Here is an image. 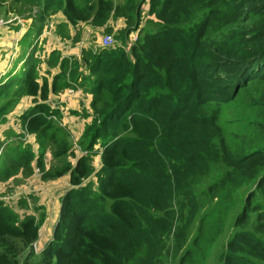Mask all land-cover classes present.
Wrapping results in <instances>:
<instances>
[{
	"label": "trees",
	"instance_id": "trees-1",
	"mask_svg": "<svg viewBox=\"0 0 264 264\" xmlns=\"http://www.w3.org/2000/svg\"><path fill=\"white\" fill-rule=\"evenodd\" d=\"M20 2L37 7L41 24L58 11L70 25L103 26L121 17L126 37L139 25L144 0ZM147 11L157 28L139 34L128 50L82 49L80 59L60 60L52 51L48 65L58 64L60 72L50 86L47 77L39 81L33 59L21 75L0 83V98H35L19 118L38 144L37 155L28 145L7 149L1 181L20 168L31 174L34 161L43 178L68 174L71 185L61 198L52 237L37 254L32 244L44 215L20 219L0 201V264H162L175 198L197 206L193 186L215 165L223 173L205 194L221 204L200 219L198 235L178 264H200L242 189L248 191L219 264H264V145L238 151L245 129L264 130V0H148ZM78 76L92 96L93 118L80 139L87 154L72 165L66 160L72 145L57 123L61 113L45 101L49 92L72 87ZM13 99L0 106V123ZM229 109L250 113L241 131L237 116L227 117ZM51 144L54 157H65L45 170L43 156ZM89 152H99L97 171ZM91 175L95 181L83 185ZM185 232L186 226L176 228V251Z\"/></svg>",
	"mask_w": 264,
	"mask_h": 264
},
{
	"label": "rangeland",
	"instance_id": "rangeland-1",
	"mask_svg": "<svg viewBox=\"0 0 264 264\" xmlns=\"http://www.w3.org/2000/svg\"><path fill=\"white\" fill-rule=\"evenodd\" d=\"M122 1L123 0H113V4L121 3ZM147 2L148 0H144L141 5L139 25L125 37L121 33V29H124L126 27L125 25L122 28H117L113 33V27H104L108 24L95 26L90 22H79L76 25H70L66 23V19L62 16L63 14L61 11L50 14L41 24L40 13L37 7L27 9L20 0H5V2H2L3 8L0 13V83L8 78V69H18L21 66L19 71L14 72L12 70V72L21 75L24 70L23 68L27 66L26 62L30 59L37 61L40 81L43 77L53 78L55 74L60 72V68L58 64L48 65L49 55L52 51L57 52L55 57H58L59 60L63 57L73 56L76 59H80L82 49L95 51L102 48L100 42L102 37L106 34L112 35L113 42L111 45L113 47L122 46L128 49L136 38L142 35V32L155 30L157 28L156 22L151 20L153 16L148 15ZM109 20L115 21L116 19L111 17ZM39 24L42 25L40 31H38ZM88 27L89 31L86 32L85 29ZM107 28H110L111 32H107ZM36 31L38 32L36 40L32 44V47H28L27 43L34 40L33 35ZM139 34L141 35L139 36ZM86 40L94 46L87 47V44H85ZM59 41L62 45H65L66 48L64 46L61 47V45L58 44ZM58 45H60V47H58ZM71 47H79V50L81 49L78 56L72 54L63 55V51ZM19 49L20 52L17 56L15 53L18 52ZM7 51L10 52L7 53ZM10 53L13 54L12 58L10 57ZM81 82V77L78 76L77 80L69 89H82L84 92L90 94L80 86ZM50 93L54 94L53 92ZM12 97L13 94L1 97L0 106L9 99H13ZM20 98L21 97L13 99V102L9 105L7 104L8 109L4 114V121L0 123V155L2 156L0 158V163L5 159V155L7 154L6 150L8 149V151H11L14 146L17 147L18 145L19 148L28 145L31 151L37 155L38 144L36 143L35 135L26 133L20 122L19 117L21 114H14ZM34 99L35 98H31L26 109L34 105ZM45 102L49 104L48 96ZM62 104L63 102L58 101L53 106L51 104L49 105L61 113V117L57 118V123L67 131V139L71 143L73 150V155H67L66 160L70 163L72 162L71 164L74 165L79 156L87 154V150L83 148L86 143L80 139L85 125L89 124L93 118V111L89 103L88 108L82 104L80 108L78 106L76 109L80 110H75L78 111V114L70 113L72 109L69 112L64 110L65 112L62 113L59 107H63ZM26 109H24V111ZM235 116H237V121L235 122L237 126L236 130L241 131L245 122L251 117L250 113H240L237 109H229L227 111V117L232 118ZM239 138L241 142L238 150L239 152L248 148H258L264 145V130L258 133L254 128L249 127L244 130V134ZM5 146H8V148H5ZM97 147L98 145H96L94 149H97ZM89 154L91 157L90 163L93 169L97 171L100 166L99 152H89ZM64 157H54L52 144L48 145L43 156L45 170L59 163ZM32 165L34 168L31 174H26L22 171L23 169L20 168L16 174L8 179L3 181L0 179V201L13 210L20 219L27 214H33L36 217H39L40 214L44 215V221L38 229L39 238L33 243L36 246L34 252L37 254L41 252L46 244H44L43 241H47L49 237H52L55 221H57L56 217L58 219L59 216L61 198L65 194L67 188L70 187V184L68 183V174L59 178H43L41 176L42 173L36 169L34 161H32ZM220 166L221 165H215L214 167H210L208 172H206L193 186L194 195H196V201L198 203L197 206L192 208L185 197L178 196L175 198L174 209L176 218L172 231L164 237L165 249L163 251L162 264H178L180 256L186 249L191 247L192 241L198 235L199 228L201 227L200 219L206 213H211L215 208L220 206V198L205 194L208 186L221 178L223 169H221ZM91 179L95 181V177L91 175L83 181V185L88 183ZM91 185L94 187L95 183H91ZM245 190L242 189L240 191L234 209L225 213V222L219 236L216 241L210 244L208 252L201 258L200 264L220 263V249L234 231L233 221L242 209V202L248 191L247 189ZM183 226H186L184 245L180 250L176 251V242L174 240V238H176V228Z\"/></svg>",
	"mask_w": 264,
	"mask_h": 264
},
{
	"label": "crops",
	"instance_id": "crops-1",
	"mask_svg": "<svg viewBox=\"0 0 264 264\" xmlns=\"http://www.w3.org/2000/svg\"><path fill=\"white\" fill-rule=\"evenodd\" d=\"M63 16V15H62ZM64 17V16H63ZM107 24L108 25H105L104 27H107V26H109V27H113V31H112V33L114 32V30H116L117 28H122L124 25H125V22H124V19L123 18H118V19H116L115 21L114 20H109L108 22H107ZM85 31L87 32V31H89V27L88 28H86L85 29ZM8 36V35H7ZM56 38V37H55ZM58 44H60L61 45V47H65L66 48V46L65 45H62V43L59 41V43ZM85 44H87V47H93L94 45H92L88 40H86V42H85ZM60 45H58V47H60ZM7 48V47H6ZM64 48V49H65ZM81 50V49H80ZM80 50H79V47H71V48H68L67 50L65 49V51H63V55H68V54H72V55H79V52H80ZM125 50H127V49H125ZM10 51H7V53H9ZM19 52H20V49H19V51L18 52H16L15 54L18 56L19 55ZM12 55L13 54H11L10 53V57L12 58ZM8 66V65H7ZM6 69V68H5ZM21 69V66L18 68V69H8L7 71H9V74H8V76H12V75H14L15 73L14 72H16V71H19ZM12 70L14 71V72H12ZM80 70L84 73V74H87L88 73V71L86 70V68L84 67V65L82 66V68H80ZM4 71V70H3ZM3 71H2V73H3ZM54 73V72H53ZM48 79V85L50 86V84H51V80H52V78L51 77H49V78H47ZM40 81V80H39ZM48 97H49V104H51L52 106L53 105H55L58 101H60V102H63V107L62 106H59L60 107V109H61V111H62V113L63 112H69L71 109L72 110H80V109H76L78 106H79V108L81 107V104L82 105H85V106H87L86 108H88V106H89V103H90V101H91V94H88V93H86V92H84L82 89H69V88H65L64 90H62V91H60V92H58V93H56V94H52V93H48ZM31 98H34L33 96H26V95H24V96H21V98H20V100H19V102L17 103V105H16V108H15V112H14V114H17V115H20V114H22V112L24 111V109H26L27 108V106L29 105V103H30V100H31ZM27 102H28V104H27ZM48 104V103H47ZM48 104V105H49ZM54 107H56V106H54ZM65 110V111H64ZM68 110V111H67ZM78 157V156H77ZM72 163V162H71ZM37 169V168H36ZM65 175V174H64ZM63 175V176H64ZM62 177V176H61ZM59 178V177H58ZM92 180V179H91ZM68 183H69V181H68ZM70 187H68L67 188V190L68 189H70L71 188V185H69ZM66 190V191H67ZM56 220H57V217H56ZM56 222V221H55ZM45 223V222H44ZM38 238H39V232H38ZM38 238H37V240H38ZM51 239V237H49V239L47 240V241H43L44 242V244L46 243H48V241ZM35 243V242H34ZM45 244V245H46ZM44 245V246H45Z\"/></svg>",
	"mask_w": 264,
	"mask_h": 264
},
{
	"label": "built area",
	"instance_id": "built-area-1",
	"mask_svg": "<svg viewBox=\"0 0 264 264\" xmlns=\"http://www.w3.org/2000/svg\"><path fill=\"white\" fill-rule=\"evenodd\" d=\"M112 42H113L112 35L106 34L105 36L102 37L100 44H101L102 48H109V47H113L111 45ZM32 246H33V249H36L35 244H33Z\"/></svg>",
	"mask_w": 264,
	"mask_h": 264
},
{
	"label": "clouds",
	"instance_id": "clouds-1",
	"mask_svg": "<svg viewBox=\"0 0 264 264\" xmlns=\"http://www.w3.org/2000/svg\"><path fill=\"white\" fill-rule=\"evenodd\" d=\"M109 48H110V47H109ZM129 48H130V47H129ZM129 48H128V49H129ZM128 49H127V50H128Z\"/></svg>",
	"mask_w": 264,
	"mask_h": 264
}]
</instances>
